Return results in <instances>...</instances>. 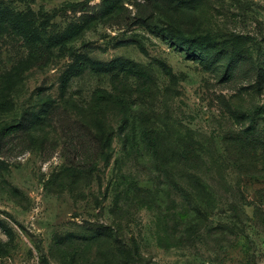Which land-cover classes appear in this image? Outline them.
Masks as SVG:
<instances>
[{
  "label": "rangeland",
  "instance_id": "rangeland-1",
  "mask_svg": "<svg viewBox=\"0 0 264 264\" xmlns=\"http://www.w3.org/2000/svg\"><path fill=\"white\" fill-rule=\"evenodd\" d=\"M0 16V264H264V0H0ZM179 29L223 52L202 63Z\"/></svg>",
  "mask_w": 264,
  "mask_h": 264
},
{
  "label": "trees",
  "instance_id": "trees-1",
  "mask_svg": "<svg viewBox=\"0 0 264 264\" xmlns=\"http://www.w3.org/2000/svg\"><path fill=\"white\" fill-rule=\"evenodd\" d=\"M0 22H2L1 16H0ZM12 24L19 34H21L27 41L33 43L34 41L33 31L26 30L24 26H22L21 24H18L17 22H13ZM173 34H175L174 37H176L180 41L182 47L184 48V50L189 56L191 57L198 56L199 59L204 64H208L209 61L212 62L211 57L214 54L216 56L217 53L223 52V49L225 47L224 42L220 43L211 33L188 34L179 29ZM228 42H229L228 44L232 46V50L230 53V59L235 60L234 59L235 54L239 53L242 50L246 41L245 39H243V37H239L237 39H229ZM122 66H123L122 61L118 59V60H113L107 63L105 65V68L114 69V68L122 67ZM85 67H86L85 63H80L76 68L72 69L70 75L71 74L76 75L80 73ZM127 70L128 72L138 75V76H142V77L147 76V74L140 69L129 67ZM68 81H69V76L66 77L65 84H67ZM255 123L256 122L252 123L249 127L252 130L256 131L257 125ZM145 133H146V138L149 139V136H150L149 132H145ZM179 190L181 194L185 195L184 197H186L187 194L189 193L186 189H183L182 187H180ZM46 264H49V263L46 262Z\"/></svg>",
  "mask_w": 264,
  "mask_h": 264
}]
</instances>
